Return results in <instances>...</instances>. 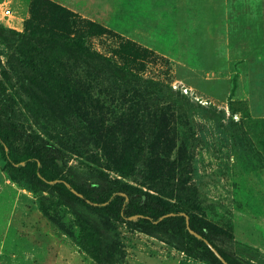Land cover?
<instances>
[{
  "label": "rangeland",
  "instance_id": "1",
  "mask_svg": "<svg viewBox=\"0 0 264 264\" xmlns=\"http://www.w3.org/2000/svg\"><path fill=\"white\" fill-rule=\"evenodd\" d=\"M50 3L108 29L85 43L137 78L95 71L80 56L59 65L0 37L7 118L55 145L77 180L103 174L181 202L224 234L220 247L264 261V0H0V24L79 33ZM83 220L107 242L118 234L111 263L209 264L67 205L0 152V264H97Z\"/></svg>",
  "mask_w": 264,
  "mask_h": 264
},
{
  "label": "trees",
  "instance_id": "2",
  "mask_svg": "<svg viewBox=\"0 0 264 264\" xmlns=\"http://www.w3.org/2000/svg\"><path fill=\"white\" fill-rule=\"evenodd\" d=\"M50 5L55 8V15L60 13L65 27L72 28L78 22L79 33L68 36L51 32L29 34L0 24V37L19 39L27 52L35 50L50 54L59 65L63 58L80 56L95 71L111 68L121 78H137L132 71L111 64L105 56L91 51L85 43L86 34H107L108 29L80 18L65 7L53 3ZM8 110H11V99L6 97L4 86L0 82V152L4 160L35 185L55 191L67 205L98 211L134 231L158 237L209 264H264V261L254 263L220 247L216 241L224 234L181 202H173L159 194L121 183L103 174L93 181L77 180L66 173V164L58 148L49 142L39 141L11 122L6 116ZM82 223L86 228L82 245L88 248L96 263L114 264L110 261L116 254L122 253L118 234H113V238L107 242L108 237L104 231L89 221L83 220ZM92 230L96 232V241L86 245L84 242H87L88 233Z\"/></svg>",
  "mask_w": 264,
  "mask_h": 264
},
{
  "label": "water",
  "instance_id": "3",
  "mask_svg": "<svg viewBox=\"0 0 264 264\" xmlns=\"http://www.w3.org/2000/svg\"><path fill=\"white\" fill-rule=\"evenodd\" d=\"M217 253V252H216Z\"/></svg>",
  "mask_w": 264,
  "mask_h": 264
}]
</instances>
